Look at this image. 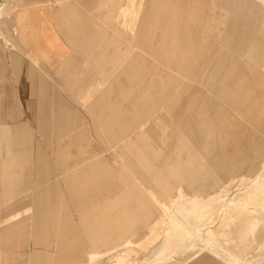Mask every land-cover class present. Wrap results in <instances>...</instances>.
Masks as SVG:
<instances>
[{
  "label": "rangeland",
  "instance_id": "rangeland-1",
  "mask_svg": "<svg viewBox=\"0 0 264 264\" xmlns=\"http://www.w3.org/2000/svg\"><path fill=\"white\" fill-rule=\"evenodd\" d=\"M120 1L97 0V3L104 2V5L100 8V4L95 3L96 0H59L58 2L56 0H29V4H26L25 1L21 7L27 9L26 11L34 12L33 17L35 20H38L39 15L40 17L42 15L41 24L39 26L37 24L38 30L45 29V24L43 25L44 20L51 22L49 24L50 35L53 39L49 51L51 58H58V52L65 50L68 57L75 61L74 66H71L72 69L76 73L83 72L84 74H89L92 82L101 83V77L110 74V70L112 69L111 63L119 65L117 63L121 58L122 48L114 47V43L111 44V42L97 49L89 44L86 49L87 54L79 55V34L74 28L77 24L76 22L80 21L90 30L88 31L90 34L95 32L97 38L101 39L103 37L107 41L111 39L110 34L118 37L120 33L129 34V32L132 33L131 35L135 40L136 29L141 24L144 36H146V66H153L147 71L146 78L143 80L144 82L146 81V90L136 107L142 105V100L146 98L145 96L151 89L157 88L159 91H162L169 86V79L172 74L159 61L154 62L157 56H153L154 52L160 49L163 40L166 39L168 34L170 35L174 32L176 33L175 36H179V34L188 35L195 43V50L199 55L195 65L199 68L195 83L192 85L193 81L190 80L180 82V87H183L185 90H182V95H180L181 97L178 102L173 104L174 101H171L173 106H169L166 111L156 109L155 94H149L147 96V114L140 113L139 115L138 111L135 114L134 112L133 114H122L120 115L121 125L118 127L119 129L111 127V129L115 130L117 128L116 131L119 130L118 132H121L125 128L131 130L134 127L135 129L143 120H146L148 127L146 137H153L163 128L166 122V119L163 120L165 113H169L175 104L181 103L187 91H192L193 97L185 103V111H187L188 116L184 117V120L178 119L176 123V127L178 128L174 137L177 139L160 142L155 139L153 142L154 150H157V153L162 156L166 154L167 150H171L176 164L175 172H170V175H166L165 177L169 182L167 186L168 190L164 194H161L153 189V197L156 198L154 204L146 193L148 187L140 182L144 180L143 177H141L140 181L134 178L133 166L137 163L134 162L135 158L127 155L128 147L126 146L128 145L124 135L116 138L118 132H114L113 135L115 136H111L110 139L107 138L106 131L108 130V126L99 118L98 112L91 110V106L95 105V102H93L94 104L91 101L82 102V91H77L74 88V84L73 86H65L57 76L54 78L55 81L52 82L51 80V99L53 100L50 101L52 111L50 117L53 116L55 98L59 100L63 99L68 111L65 112L66 118L62 117V120H69L74 125L70 126L69 129L75 128L78 124H80V127L72 130V133L62 136L52 134V124L51 127L50 125L48 126V129L50 127L49 131L51 134L45 137H36V130H32L33 134L29 138L30 142L27 145L28 152L25 155L22 154V156L24 155V166L30 169L29 175L31 177L28 180L32 181V183L37 180L43 183L44 181H50L52 182V186L57 188L59 200L57 201L61 207L66 204L64 209H58L63 215L57 221L66 220L68 224L74 225L75 237L73 243L75 246L80 245V251L82 252L79 256L80 261H85V264H109L117 252H125V249L132 250L131 253L127 254L129 263L152 264L154 262V254L158 251L161 244L160 232L156 229L153 233L142 237L141 245L134 244L127 248H113L117 245V242L123 241V237L125 236L117 237V242L108 241L105 244H101L98 248L92 249L97 253L99 252L100 257L88 260L85 259L86 252L91 249L88 246L89 243L85 237V233H90L92 230H86L84 226H97V228L98 226H103L105 221L101 222L102 217L104 215L105 218H109L111 215L117 216V212L122 205L123 208H135L134 218L136 219L140 215L138 213L139 200L143 199V197L146 198L143 204L144 207L149 209L157 208L161 213L166 214L165 206L170 204V194L176 184L181 188V196L184 198H191L195 190L204 187L206 182H202L204 181L203 176L206 175L209 169L211 171L215 168L217 169V166L222 165L224 162L220 159V157L222 158L220 154H215L216 152H221L222 147H225L224 151L227 157L237 158L243 163L255 161L257 157L254 155L253 149H250V146L240 138L238 129L241 126L251 128L253 133L264 142V132L251 127L250 125L253 124V121H249L248 123L247 120L240 116L243 108L242 101L245 89L249 88L255 90L256 93H260V87L255 83L254 75L247 69V59L237 51L238 44L246 27L245 23L238 22L233 13L237 0H223L225 7H222L221 0H190L189 3H185L183 0H137L136 10L140 8L141 10L140 19L136 25H125L128 26L125 27L128 32L119 29V32H110L109 28H113L111 25L114 18L113 12L116 9L112 10L110 15H101V13H104L107 7H110V9L116 8ZM0 2H3V0H0ZM141 2L143 3L139 6ZM255 2L262 7V11L260 12L261 19L256 24V27L261 28L264 25V0H255ZM65 9H71L72 11V16L67 17L69 19L60 16L61 11L63 12ZM175 15L176 17H174ZM160 17H165L163 19L166 20L163 25L164 27L161 28L160 22H155V19H159ZM167 22L172 24L168 29L166 28ZM0 28L2 29L0 34L3 32L7 33L4 25L0 26ZM57 30H60V32ZM91 31L93 32L91 33ZM146 32H148V35H146ZM215 35L218 37V40L213 39ZM216 41H218L217 47L215 46ZM170 42L171 40L167 44V50L171 47ZM56 43L57 45L59 44L57 48L60 49L58 51L55 49ZM139 49L141 48H138V51L134 55L139 56L142 53ZM94 57L97 58L95 64L91 63ZM85 60L89 61L88 65H86ZM128 60L125 59L118 66L116 71L119 74L121 71L124 73L139 71L138 63L129 62ZM156 68L161 69V74H158ZM139 69L141 70V68ZM150 76L152 79H149ZM42 77L46 81L47 79L49 81L46 73H40L38 79H42ZM123 77L125 81H123L125 93H130V97L135 102L138 99V95L135 93L136 88L131 90L126 83V77L124 75ZM130 77H132L130 80L131 88L137 85L136 80L140 79L141 81L142 79V75L134 77L131 74ZM262 79V85H264V71ZM98 87L100 85L96 86L95 90H98ZM101 87L99 88L101 91L96 96L99 100L107 90L106 85H102ZM110 96L111 94L107 98ZM124 96L122 95L121 98L126 100L127 98ZM113 105L112 101L105 104L106 108L109 107V110L114 111ZM116 114L119 113L117 112ZM116 117L119 116L116 115ZM34 121V119L31 120V123L34 124ZM77 131L82 134L77 135L75 133ZM6 143L7 141L0 139V168L2 172L5 171L3 168L7 166L4 160V148H2ZM62 145L64 148L59 151ZM35 146H37L36 150L39 149V146H43L44 151H34ZM100 156L104 159L103 161L100 160V164L91 163ZM39 160L46 161L44 179L33 178L34 168L37 166ZM3 181L6 182V180ZM108 184H118V188L113 193L102 196V188L108 186ZM215 185L217 183L212 186L215 187ZM31 187L30 193L26 196L27 205L24 206L18 200H7L10 198L7 195L9 194V189L5 184L0 186V256H2L0 264H32L33 261H38L45 256L49 257L50 261L55 260L56 250L59 247V243L52 241L55 233L48 234L44 245L37 248H33L31 233L24 234V236L22 234L17 235L11 240L9 238L10 232L14 230L10 222V216L13 214H18L21 216V220L28 221L27 230H31V212L26 216L25 210L34 208L35 201H32L31 195L45 190L44 187L42 189L36 184H31ZM91 197L96 200L94 202H84V200H88ZM77 202L84 203L77 205ZM45 209L47 212H51V209L47 207ZM129 213L130 211L125 213V215H129ZM84 216L88 217V223H83ZM122 221L123 219L120 221L118 219L114 222L116 225L113 224V221L108 224L110 225L109 227H117ZM114 227L106 228V233L109 235L115 233L113 231L115 230ZM162 229L163 226L160 230ZM244 229H246L244 225L240 229L230 228V235L237 243H247L248 238L240 236V230ZM100 231L103 230L98 229L96 233ZM259 238L257 239L258 241ZM204 240L205 238H202L197 243H203ZM15 243L18 244L16 245ZM187 244L189 243L187 242ZM262 245L257 246L255 239H253L247 251L242 250L244 254L242 253L240 256L241 252L240 254L236 253L238 257H243V260L249 257L247 261H242L239 264H264V244ZM105 249L107 251L103 252ZM229 255L222 249L215 250L202 247V249H197V253L194 256L187 257L188 259L182 261L181 264H233L228 257Z\"/></svg>",
  "mask_w": 264,
  "mask_h": 264
},
{
  "label": "crops",
  "instance_id": "crops-1",
  "mask_svg": "<svg viewBox=\"0 0 264 264\" xmlns=\"http://www.w3.org/2000/svg\"><path fill=\"white\" fill-rule=\"evenodd\" d=\"M12 1L13 0H3V2H0V8L3 5L10 6ZM25 1L26 4L30 3L29 0H21L15 8V11L12 13V17L16 23H10L8 19H6L0 24L1 26L4 25L7 29V33L3 32L0 34V139H4V141H7V143L2 147L4 148V160L6 161L7 166L3 168L5 170L4 172H2L0 168V186H2L3 184L7 185L9 189V194L7 195H9L10 197L7 200H18L24 206L27 205L26 196H28L27 194L30 193V190L32 188L31 184L39 185L42 189L44 187L45 190L31 195L32 201H35L34 208H32L31 210H25L26 216L31 212V230H27L28 221L21 220V216H19L18 214H13L10 216V222L12 223V227L14 230L10 232L9 238L11 240L17 235L22 234L24 236V234L31 233L33 248H37L44 245V243L46 242L45 239L48 234L55 233L52 241L59 243V247L56 250L57 254L55 256V260L50 261L49 257L45 256L43 258H40L38 261H33L32 264H85V261H80L79 256L80 254H82L79 247L80 245L75 246L73 243L75 237L74 225L68 224V221L66 220H60V222L57 221L59 217L63 215L61 212H59L58 209L60 208L62 210L66 205L65 204L62 207L60 206L57 197V188L52 186V182L50 181H44L43 183L42 181L37 180L32 183V181L28 180V178L31 177V175H29L30 169H28L27 166H24L25 161H23L24 155L28 152L27 145L30 142L29 138L33 134L32 130H36V137H45L51 134L49 130L52 124V134L62 136L64 134L68 135L69 133H72V130H76L80 127V124H78L75 128L69 129L70 126L74 125L70 123L69 120H62V117L66 118L65 112L68 111L63 99L59 100L55 98L53 116L50 117V113L52 112L50 101L53 100L51 99V83L55 81L54 78L55 76H57L61 79L62 83L65 84V86H73L74 84V88L77 91H82L81 99L88 96L86 98V102L91 101L92 104H94L93 102H95V105L91 106V110L93 112H98L99 118H101V120H103L102 122L108 126L106 136L110 139L111 136H115L113 135L114 132L119 131H116V129L121 125L120 115H127L128 113L133 114V112L135 114L137 111L139 112V115L140 113L147 114V96L149 94H155L154 97H156V109H163L164 111H166L169 106H173L174 103L178 102L181 97L180 95H182V90H185L183 89V87H180V82L190 80L193 81L192 85H194L195 83L197 72L199 71V68H197L195 65L198 61L199 55L195 50V43L188 35L179 34V36H175L176 33L174 32L173 34H168V36L166 35L167 37L163 40L160 49L156 50L153 56H157V58L155 57L156 60L154 62L159 61V63H161V65L168 69L172 74L171 78L169 79V86L162 91H159L157 88L151 89V91L145 96L146 98L142 100V105L140 104L141 106L136 107L140 103L142 95L146 90V81L144 82L143 80L146 78L145 76L147 74V71L150 70V68H152L153 66H146V36H144V31L141 27V24L138 25L136 29L134 36L135 40L131 35L132 33L129 32V34H117L119 38L110 34L111 39L107 41V39H104L103 37L101 39L97 38L95 32L92 33L93 31H91L92 34H90V32H88L90 30H88L80 21L76 22L77 24L74 26V28L79 34V55L87 54L86 49L89 44L97 49L103 45L106 46L108 42H111V44L114 43V47L122 48L121 52L123 54L121 53V60L119 59L117 64L121 65V63H123L125 59H129V62L132 61L138 63L139 71H130L129 73H124L121 71L120 74L116 71L119 65L111 63L112 69L115 70V75H112L111 78H109L110 74L101 77V83L96 81L92 82V78L89 76V74H84L83 72L76 73L72 69L75 61L68 57L65 50H60L58 52V58H51V56L49 55L50 47L52 46L51 42L53 40L49 30V24L51 22L44 20L45 22H43V25L45 24V29L38 30L37 24L38 26L39 24H41L40 21L42 22V15L41 17L39 15L38 20H35V18L33 17L34 12H31L29 10L26 11L27 9L21 8ZM58 1L59 0H56V2ZM183 1L185 3L190 2V0ZM104 2L97 3L96 0L95 3H97L98 5L100 4L99 7L101 8L104 5ZM131 2H134V16L136 24L140 19L141 10V8L139 10H136L137 0H121L116 8L113 7L110 9V7H107L106 11L104 13H101V15H110L112 10L116 9L113 12L114 18L111 24L113 28H109L110 32L118 31V29L128 32V30L125 28L126 21L128 20V17H126L125 13L126 10L130 8L129 6ZM142 3L143 2H141L139 6H141ZM221 3L224 4V2L222 1ZM71 14V9H65V11H61L60 16L65 19H69L67 17ZM174 17H176V15ZM163 18L165 19V17L155 19V22H160V28L164 27L163 25L166 22V20H164ZM170 26H172V24H169L167 22L166 28L168 29ZM57 28L59 29V27ZM58 32H60V30ZM9 34L13 37V40L15 42L13 40H9L10 38L7 37V35ZM146 35H148V32H146ZM213 37L218 40V37L216 35ZM170 40L171 47L167 50V44ZM132 43L133 46L131 47ZM215 46H218L217 41L215 42ZM57 47H59V44L57 45L56 43V51L60 49ZM138 48H141L139 49V51H142V53L139 56H136L134 54L136 53V51H138ZM93 60L91 61V63L95 64L97 62V58L94 57ZM85 63L86 65H88L89 61L85 60ZM139 68H141V70ZM156 71L158 72V74H161L160 68H156ZM40 73H46V75H48L49 81L48 79L46 81L45 79H43V77V80L38 79ZM131 74H133L134 77L136 75H142L141 81L140 79L136 80L137 82L135 81L138 86L136 85L134 88H131L130 86V80L132 79V77H130ZM123 75L126 77V83L128 87L131 90H134L136 88L135 93L138 95V99L135 102H133L132 97H130V93H125L124 97L127 98L126 100L122 99V96L119 97L121 99V104L120 102H118L117 98L114 97L115 93L113 92V90L115 89L116 82L124 79ZM149 79H152V77L150 76ZM99 85L100 87L102 85H106L107 89L100 100L96 98L99 91H101V89L99 90L100 87H98V90H95L96 86ZM190 91L191 90L185 93L181 103L175 104V106L172 107L169 113H165L163 120L166 119V122L164 123L163 128L153 137H146L148 130L146 120H143L142 123H140L135 129L134 127L131 130H128L127 128H125V130L121 129L122 131L116 134V138L124 135L126 143L128 145L126 146L128 147L127 155L135 158L134 162L137 163L133 166L134 178L135 180L140 181V179H142L141 177H143L144 180H141L140 182L148 187L146 193L148 194L149 198H151L153 204L156 200V198L153 197V189H155L157 193L164 194V192L168 190L167 186L169 184L168 180L165 177L166 175H170V172H175L176 170L175 158L173 157L174 155L172 154L171 150H167L166 154H163L162 156L157 153V150H154L153 142L155 141V139H157L159 142L163 140H170L171 138H169L168 136L170 125H172L173 123L176 124L178 122V119L184 120L183 118L188 116L187 111H185L186 105L185 103L183 105V102ZM109 94H111V96L107 98ZM83 100L84 99H82V102H84ZM111 101L112 103H114V111H112L111 109L109 110V107L106 108L105 106L106 103H109ZM129 101L132 102L133 107L129 111H125L124 108ZM171 101H174L173 104L171 103ZM180 109H183L181 117L179 116ZM117 112L119 114H116ZM116 115H118L119 117H116ZM130 118L132 117L130 116ZM33 119L35 120L34 124L31 123V120ZM49 125L50 127L48 129ZM111 127L117 128L113 130L111 129ZM177 128L178 127H176V130ZM15 131H17L16 138L18 141V146L14 144ZM75 133L77 135L82 134L79 131ZM36 148L37 146H35L34 150L36 152L44 151L43 146H39V149L37 150ZM63 148L64 147L62 145L59 151ZM22 154L24 155L22 156ZM100 160H104L102 156L94 159V163H91L100 164ZM45 168L46 161L39 160L37 162V166L34 168V177H32L34 179H44L46 172ZM158 179H160L161 182H154V180ZM3 180H6V182H4ZM101 187L103 186L101 185ZM117 188L118 184H108V186L102 188V196L113 193L115 190H117ZM178 189L179 185L176 184V186L172 190V193ZM198 190L199 189L195 190L194 193L198 194ZM43 199L44 201L42 202ZM145 199L146 198L143 197V199L139 200L138 211L140 212V215L136 219L134 218L135 208H123L122 205L117 212V216L111 215L109 216V218H105L104 215V217H102L101 222L105 221V224L103 226H98V228L97 226H84L86 230H92L90 233H85V237L88 239L89 243L88 246L91 249L86 252L85 259H88L91 255H96L97 258L100 257V253H97L92 249L96 247L98 248V246H100L101 244H105L108 241L114 242L119 236H125L123 237L124 240L121 242L116 241L117 245H115L113 248H127L134 244L139 245L138 239H136L137 236L135 234V229L138 228L140 223L141 225L145 223L144 226L146 235L149 234L150 231H152L154 225L155 220L153 218V214L155 211V218H157L158 214H161L162 216V225L160 226V228L163 226V229L160 230L159 228L158 231H160L159 234L161 243L164 242L163 231L165 230V227L167 226L169 220V212L176 207L175 205H173L172 208L168 209V206H165L166 214H164L163 212L161 213L157 208L149 209L147 207H144L143 204ZM95 200V198L91 197L88 200H84V202H94ZM84 202H77V205H82V203ZM177 202V206H179L180 203H184L182 199ZM46 207L51 209V212H47L45 209ZM44 209L45 211H43ZM129 211V215L126 216L125 213ZM63 213L65 214V212ZM113 217L117 220L119 219V221L123 219V221L117 227L111 226L114 227L115 230L113 231L115 233L109 235L108 233H106L105 229L111 228L109 227L110 225L108 223L112 221L113 224L116 225V223H114L116 222V220L113 219ZM87 219L88 217H85L83 223H88ZM98 229H102L103 231L96 233ZM94 238H96V240H94ZM15 244L17 245L18 243ZM106 249L103 252H106ZM131 251L132 250L130 249H125L126 253H131ZM34 253L38 254L37 252ZM155 254L154 260L156 258ZM1 257L2 256H0V258Z\"/></svg>",
  "mask_w": 264,
  "mask_h": 264
},
{
  "label": "bare ground",
  "instance_id": "bare-ground-1",
  "mask_svg": "<svg viewBox=\"0 0 264 264\" xmlns=\"http://www.w3.org/2000/svg\"><path fill=\"white\" fill-rule=\"evenodd\" d=\"M20 1L13 0L10 6H1L0 24L6 19L10 23L15 22L12 13ZM221 1L224 2L223 0ZM133 3H130V8H127L128 10L125 13L126 17H128L126 25H136ZM233 10L238 22L246 24L237 51L247 59V69L254 75L255 83L260 87V93H256L255 90L249 88L245 89L242 101L243 108L240 116L247 120L248 123L249 121H253V124L250 126L264 132V85H262L264 71V25L261 28L256 27V24L261 19L260 12L262 11V7L255 0H237ZM1 31L2 29L0 28ZM7 37L10 38L9 40H13L10 34ZM213 39L215 38L213 37ZM114 71L113 69L110 71L109 78L115 75ZM123 81V79L117 81L113 90L115 93L114 97L117 98L120 104L121 99L119 97L125 95ZM87 97L82 98L84 102H86ZM192 97V91H190L183 105ZM132 107L133 104L129 101L124 110L129 111ZM182 112L183 109H180V117ZM244 127L241 126L238 129L240 138L250 146V149H253V153L257 159L252 162L243 163L237 158L225 156V147H222L221 150L224 153L221 151L215 154L222 156L220 159L224 161L223 164L218 165L217 169L208 170L206 175L203 176L204 181H202L206 182V184L204 187H201L202 189L199 188L198 194L194 193L191 198H184L181 196V188L174 191L170 195L171 201L168 209L172 208L173 205L176 208L169 212V220L163 231L164 242L160 244V248L156 252V258L152 264H181L182 261L188 259L187 257L194 256L197 253V249H202V247L225 250L230 254L228 256L230 261L233 264H239L242 261H247L249 258L243 260V257L240 258V256L243 253L242 250L247 251L253 239H255L257 246L264 244V238L261 239L264 237V235L262 236L264 233V230L262 233V229H264V142L253 133L251 128ZM176 132V124L173 123L168 130V136L172 140H175L177 139L174 137ZM16 135L17 131L14 132V144L18 146ZM221 153L223 154L221 155ZM154 182H161V180H154ZM216 183L217 185L213 187L212 185ZM181 199L184 203H180L177 206V201ZM138 213L140 214L139 211ZM155 216L156 211L153 214L155 221L150 233H153L155 229L158 231L162 225L161 214H158L157 218ZM113 219L115 218L113 217ZM115 220L117 221V219ZM140 225L141 223L135 229L139 245L142 244V237L146 235L145 223ZM243 225L246 229L240 230V236L248 238L245 244L237 243L230 235L231 227L240 229ZM202 238H205L204 242L197 243ZM258 238L259 241L257 240ZM236 253H239L240 256L238 257ZM127 254L126 252L116 253L109 264H131L127 259ZM95 258H97L96 255H91L88 260Z\"/></svg>",
  "mask_w": 264,
  "mask_h": 264
}]
</instances>
